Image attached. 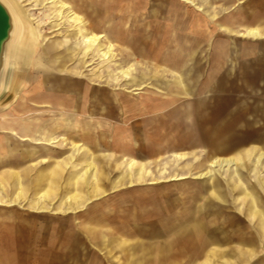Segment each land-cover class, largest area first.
<instances>
[{"label": "crops", "instance_id": "obj_1", "mask_svg": "<svg viewBox=\"0 0 264 264\" xmlns=\"http://www.w3.org/2000/svg\"><path fill=\"white\" fill-rule=\"evenodd\" d=\"M79 1L85 11L79 12L77 8L75 11L84 23L76 25L77 32L82 29V34L75 35L77 41L85 34L101 36L103 49L108 45L113 48L110 61L101 59V50L96 46L88 47L83 43L78 48L75 44L72 46L75 55L60 60L45 57L44 61L38 55L33 67H38L39 71L26 99L28 104H19L18 114H3L0 119V129L13 139V150H19V163L28 161L30 192L40 198L45 193L44 199L50 203L39 211L74 214L73 223L81 224L86 243L99 251L106 264H162L160 257L177 250L192 260L200 258L197 264H247L253 259L251 264H264V136L259 125L246 129L239 123L238 112L237 124L229 126L230 116L234 117L235 113H230L228 94L218 96L214 90L217 82L213 83L219 70L221 85H228L233 75L240 77V65L245 58L251 54L254 58L247 59L251 60L249 62L259 61L264 54V44L254 41L217 47L219 70L206 74L210 85L199 93L198 81L204 73L198 66L202 60L192 54L207 53L208 47L200 51L184 50L187 63L176 70L135 60L134 56L145 54L144 44L135 38L125 39L122 34L129 29L121 28L132 21L109 27L108 12L112 9L109 2ZM183 1L202 9V4L213 0ZM99 4L109 6L102 16L98 15ZM130 10L126 5L123 12ZM204 12L210 11L207 8ZM151 14L157 16V10L152 9ZM209 16L214 19L216 13ZM138 19L129 26L134 33L146 31L150 25ZM87 20L99 22L98 26L106 28L91 32ZM253 21L259 24L264 21V15ZM172 27L169 35L175 37L174 30H180L178 20H173ZM220 29L242 37L264 39V25L244 26L239 19L220 25ZM123 70H127L129 76L125 77ZM82 80H86L85 85ZM96 84L127 91L140 90L147 85L158 89L159 85H164L167 96L148 99L139 106L136 113L141 121L136 130L133 125L128 127L124 115L131 110L124 109L125 104L118 105L113 91L89 90ZM112 105L119 107L120 125L111 114ZM239 108V104L231 106L233 111ZM96 112L100 115L96 116ZM19 177L21 181L20 172ZM186 178L200 180L191 187L179 184L176 196L171 198L167 196L174 193L161 187L155 191H149L151 188L127 191L134 186ZM12 180L13 189L17 191L19 184L15 178ZM23 191L22 194L24 187ZM109 193L116 194L115 201L118 198L121 204L127 202L119 208L125 210L131 202L132 211L141 213L145 222L155 221L156 227L130 228L132 231L127 235L114 234L106 218L110 209L91 207L94 201ZM156 196H159L158 202H155ZM180 196L187 197L188 205H181ZM50 197L61 199L52 204ZM178 205H181L180 210ZM80 212L86 215L83 220L75 218ZM160 212L168 215L158 217ZM179 239L197 247L176 248ZM80 240L70 238L71 245H80L83 251L87 249L86 243ZM74 250L67 248L69 253ZM121 257H125L122 263ZM75 261L69 260L67 264H76Z\"/></svg>", "mask_w": 264, "mask_h": 264}, {"label": "rangeland", "instance_id": "obj_2", "mask_svg": "<svg viewBox=\"0 0 264 264\" xmlns=\"http://www.w3.org/2000/svg\"><path fill=\"white\" fill-rule=\"evenodd\" d=\"M22 8L25 10L28 17H31L33 21L38 25V32L40 34V45L34 56V60L37 56H41V59L45 61L46 58L50 60H57L61 58H67L76 54V50L73 49V45L77 41L76 38V24L68 20L66 13L55 2H49V0H17ZM67 2H77L72 5L74 11L76 8L79 12H84L83 6L79 0H66ZM109 2L111 10H109V17L111 20L110 25L112 27L117 26L122 22H127L126 26L121 28L123 30L129 29V32L124 33L125 39H133L144 44L145 54L142 57L134 56L135 60L142 61L158 67L166 69L176 70L181 64L187 62L185 58L186 53L184 50L193 48L197 51L201 48L208 47L207 53H193V57H198L202 60L198 66L204 75L200 76L198 81V92L205 91L208 85L207 73L217 72L216 69L220 67V60L216 59V56H220V53H216L217 47L226 44L234 43L240 45H246L249 42L260 41L264 44V39H252L249 37L238 36L237 34H231L220 29V25L230 24L232 21L235 23L237 19L240 20L244 26H258L262 27L264 21L259 24H255L253 18L264 15V0H213L210 4H202L201 1H196L198 4H202V9H198L197 6L184 2L183 0H101ZM228 1V3H226ZM197 4V5H198ZM128 5L132 10L123 12L125 6ZM75 6V7H74ZM98 15L102 16L104 9L108 11L109 6L98 5ZM209 9V13H216L214 19L210 18L209 13H205V9ZM121 9V10H120ZM152 9L157 10V16L151 14ZM130 13V14H129ZM130 15V16H129ZM60 16H62L60 18ZM90 16H87V18ZM103 18V17H102ZM138 19L139 22L144 24L148 23L146 31L132 32V24ZM95 19V17H94ZM178 20L180 30L175 32V37L169 35V30L173 29V20ZM88 21V29L96 30L97 32L103 31L104 27L98 26L99 22ZM132 23V24H131ZM243 27V26H242ZM240 29H244V28ZM108 28V27H107ZM131 31V32H130ZM130 35H128V34ZM121 47L119 42H116ZM177 45L179 47H177ZM50 47V48H48ZM249 55L248 53L246 56ZM253 55H249L245 58V62L240 65L241 76L229 78L228 85H221L222 80L221 71L215 74L213 83L217 82L214 90L218 96L220 93L223 95L228 94L230 113H235L230 116L229 126L237 124V117L239 123H243L246 129H252L253 125H259L261 135L264 136V54H261V59L256 62H249ZM254 58V57H253ZM33 60V65H34ZM190 63V62H189ZM151 64V65H152ZM83 67V66H82ZM181 67V66H180ZM86 68V67H84ZM39 68L33 67L30 70L29 83L24 87L21 98L17 100L10 108L5 112L0 113V119L2 115L18 114L17 109L19 104L26 103L34 78L38 74ZM166 74V77H169ZM259 81L261 82L259 84ZM122 83V81H121ZM86 84V80H82V85ZM118 86V85H117ZM157 86H144L140 90L127 91L126 89L111 90L108 86L102 84L91 85L89 90H101V92H114L116 93L117 103L125 104L127 111L126 120L128 121V127L134 126L136 130H139L141 118L137 115V109L142 105L144 101L148 99H162V96H167V90L164 85ZM83 89V88H82ZM223 89V90H222ZM90 92V91H89ZM159 94L160 96L158 97ZM122 98H126V101H122ZM122 99V100H121ZM243 102V104L241 103ZM239 104L240 108L231 110V106ZM118 109V110H116ZM112 116L117 120L120 125L119 119V107L112 105ZM4 111V110H3ZM219 111V110H218ZM217 111V112H218ZM15 112V113H14ZM220 112V111H219ZM237 112L239 115L236 117ZM136 113V114H135ZM215 113V112H214ZM96 116L100 115L95 113ZM258 119L259 124H257ZM213 125L216 122H211ZM138 138L140 136L137 135ZM28 144V142H23ZM14 141L9 134L0 129V264H67L69 260H77L79 264H106L99 254L97 249L92 248L87 244L84 234V230L81 224L73 223L74 214L68 215H55L45 212L43 210L45 205H50L49 202L42 197H37L30 192V171L28 161L19 163V150H13ZM24 144L20 145L23 148ZM19 148V149H20ZM12 168L19 170L21 174V183L25 188V193L21 196H16V192L13 189V180L9 174H11ZM34 175V169L32 171ZM200 179L186 178L180 181L161 183L158 185L147 186H134L128 188L127 191L139 190L141 188H151L155 191L159 187L162 189H170L169 198L176 196L175 192L179 188V184L186 183L187 187H191V184ZM185 186V187H186ZM24 192V191H23ZM22 192V193H23ZM115 193H109V195L102 197L94 201L91 205L94 209H110L106 213V218L109 219V230L114 234L125 233L129 234L131 229H142L156 227L155 221H143L142 214L137 211H132V205L130 203L122 210L119 208L121 199H116ZM156 201H159V196H156ZM185 196L178 197L182 200L181 205H188V199ZM16 199V203H11V200ZM39 199V200H38ZM52 204L60 201V197H50ZM132 201V199H131ZM134 203V202H133ZM159 204V203H158ZM178 205V210L180 206ZM112 209V210H111ZM39 212H38V211ZM158 217L168 215V213L160 212ZM48 216V217H45ZM85 214L80 212L76 214V219L85 218ZM137 219V223L135 220ZM135 222V224H134ZM148 223L146 226L145 224ZM145 225V226H144ZM32 227V228H31ZM125 227V228H122ZM129 231V232H128ZM145 232V231H144ZM32 233V235H31ZM77 237L81 240L79 242H85V250H80L81 246L71 245L70 238ZM141 242V240H140ZM70 243V244H69ZM194 243V242H193ZM196 245L192 242L185 240H178L175 243L176 248L185 247L187 249H194ZM73 247L75 250L71 253L67 252V248ZM78 248V249H77ZM77 249V250H76ZM62 258L65 261L62 262ZM257 258V257H256ZM122 260L125 257H121ZM162 264H188L195 261V263L201 262L200 258L190 259L186 255H181L178 250L172 252L166 256L159 258ZM251 260L247 264H251ZM71 264V263H69ZM153 264V262H150ZM155 264V263H154Z\"/></svg>", "mask_w": 264, "mask_h": 264}, {"label": "bare ground", "instance_id": "obj_3", "mask_svg": "<svg viewBox=\"0 0 264 264\" xmlns=\"http://www.w3.org/2000/svg\"><path fill=\"white\" fill-rule=\"evenodd\" d=\"M49 2L57 3L66 13L70 22L79 26L84 24L82 22V17L74 11L72 5L66 0H49ZM0 4L5 8L12 22L10 38L5 43L2 56L3 67L0 73L1 112L11 107L19 99L24 87L29 83L30 70L33 66L34 56L40 45V34L38 32V25L33 19H31V17H28L17 0H0ZM61 17L62 16H60V18ZM78 33L82 34L81 27L76 34ZM100 40L101 36L85 34L82 35L80 42L77 41L75 43V48H78L82 43L88 47L96 46L98 50H101V59L110 61L113 48L111 45H108L107 48L103 49V44ZM122 74L125 77L129 76L127 70H123ZM9 175L12 179L15 178L19 184L16 196H21L23 187L20 181L19 172L12 170ZM1 184L2 183L0 182V186H2ZM42 194L44 198L45 193ZM16 202V199L11 200V203Z\"/></svg>", "mask_w": 264, "mask_h": 264}, {"label": "water", "instance_id": "obj_4", "mask_svg": "<svg viewBox=\"0 0 264 264\" xmlns=\"http://www.w3.org/2000/svg\"><path fill=\"white\" fill-rule=\"evenodd\" d=\"M12 31V22L5 8L0 4V73L3 67V50Z\"/></svg>", "mask_w": 264, "mask_h": 264}]
</instances>
